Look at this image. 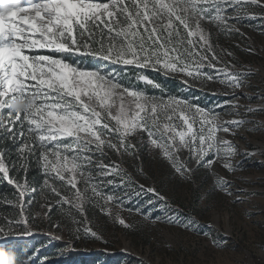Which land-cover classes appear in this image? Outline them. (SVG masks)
Segmentation results:
<instances>
[{"label":"snow or ice","instance_id":"6c2138e0","mask_svg":"<svg viewBox=\"0 0 264 264\" xmlns=\"http://www.w3.org/2000/svg\"><path fill=\"white\" fill-rule=\"evenodd\" d=\"M256 20L264 22V0H0V182L12 190L0 207L13 213L0 215V264H21L10 245L34 235L37 220L67 229L66 245L103 241L89 211L130 228L120 211L149 193L146 204L167 213L163 222L226 245L138 177L145 175L148 153L183 182L201 171L214 176V190L235 197L234 203L256 195L230 190L233 182L218 170L244 169L237 158L250 153L234 138L253 124L246 115L264 113V95L242 91L253 73L237 55L255 54L244 29ZM259 33L264 36V23ZM221 37L241 38L244 47L223 46ZM150 72L177 80L187 92L218 84L224 99L202 105L198 96L172 94ZM129 73L142 88L125 82ZM241 99L262 103L253 108ZM33 169L38 184L28 179ZM35 203L42 211H32ZM126 210L161 220L140 207ZM54 213L60 217L55 223ZM25 259L51 264L40 249Z\"/></svg>","mask_w":264,"mask_h":264},{"label":"rangeland","instance_id":"374dc122","mask_svg":"<svg viewBox=\"0 0 264 264\" xmlns=\"http://www.w3.org/2000/svg\"><path fill=\"white\" fill-rule=\"evenodd\" d=\"M261 23L264 22L252 21L253 27L244 29L251 37L246 43L253 46L255 54L237 52L243 70L253 73L247 81L249 86L242 89L246 96L264 95V36L259 33ZM219 42L223 46L240 42L242 48L245 43L241 38L227 41L223 37ZM149 75L163 83L172 94L198 96L202 105L212 106L218 100L224 99L223 88L218 84H212L202 92H187L181 89L175 79L166 80L154 72ZM128 80L135 84L133 74L129 73L125 82ZM172 85H176L177 90H172ZM135 86L142 88L143 84ZM149 91L158 94V90ZM212 91L219 95H206ZM249 103L253 108H257L262 102L258 99L240 100L241 105ZM244 119L253 121V124L243 125L234 138V143L239 146L241 152L250 153L249 158H237L244 159V169L233 174L218 169L221 176L233 182L230 190L242 189L246 193L256 194L245 197L244 203H234L235 197L215 191L214 176H205L201 171L192 182H183L172 176L165 165L154 160L148 153L144 154L142 164L145 175L138 177L140 183L146 187L154 186L166 195L172 209H178L184 216H191L198 222L202 232L210 231L218 241L225 240L226 245L213 246L203 235L193 234L163 222L167 213L146 204L151 193L133 197L131 202H125V210L120 211V216L131 225L130 228L119 225L112 217L95 210L89 211L90 226L102 236L103 241H107L106 243L82 239L76 242L74 247L71 243L66 245L65 242L69 241L67 229L52 228L47 220L36 221L33 225L34 235L14 240H28V244L32 246L33 242L45 239L47 246H56L54 258L49 260L51 264H78L82 258L89 261L96 253H104L101 264H118L120 260H124L123 264H264V213H261V208H264V155L261 154L264 152V113L246 115ZM256 125L260 126V130H257ZM38 201L43 202L42 198ZM127 207H140L142 212L159 215L161 220H144L136 212H128ZM32 211H42L40 203H35ZM58 219V213H54L52 222L55 223ZM63 222L61 220V223ZM59 236L63 237L62 241L55 239ZM39 249L42 252L45 247Z\"/></svg>","mask_w":264,"mask_h":264},{"label":"trees","instance_id":"16d2710c","mask_svg":"<svg viewBox=\"0 0 264 264\" xmlns=\"http://www.w3.org/2000/svg\"><path fill=\"white\" fill-rule=\"evenodd\" d=\"M172 90H177L176 85L171 86ZM28 179L33 184H38L41 182V176L40 173L36 172L34 169L31 170L28 174ZM11 187L8 186L6 183L0 182V198L7 196L9 199H11ZM41 197L37 196V200H40ZM13 214L11 209L5 210L3 207H0V215H10ZM28 240H13V243L10 245L12 249L19 252L20 254V260L21 264H27V260L25 257L27 254L32 251L39 248H44L45 250L41 252V257H47L48 260L53 259L55 256V251L57 249L56 246L48 245L47 241L45 239H42L35 243L33 242L32 246L28 244ZM104 253H96L89 261L82 258L79 260L78 264H101L103 261ZM121 258V257H119ZM124 260H120L118 264H123ZM107 263V261H106Z\"/></svg>","mask_w":264,"mask_h":264}]
</instances>
